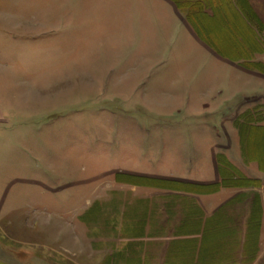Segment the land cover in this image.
Listing matches in <instances>:
<instances>
[{"label": "rangeland", "instance_id": "1", "mask_svg": "<svg viewBox=\"0 0 264 264\" xmlns=\"http://www.w3.org/2000/svg\"><path fill=\"white\" fill-rule=\"evenodd\" d=\"M149 1L0 0V264H264V131L181 156L130 102L154 104L167 44ZM236 3L264 39V0ZM231 12L202 29L214 48L264 53Z\"/></svg>", "mask_w": 264, "mask_h": 264}, {"label": "crops", "instance_id": "2", "mask_svg": "<svg viewBox=\"0 0 264 264\" xmlns=\"http://www.w3.org/2000/svg\"><path fill=\"white\" fill-rule=\"evenodd\" d=\"M149 2L152 4L151 0ZM238 5L236 0H153L147 8L154 20L145 21V26L162 29L167 44L163 49L161 69L156 71V77L150 75L149 81L143 83L144 90L147 88L145 95L154 94V104H145L140 86L131 91L130 102L150 116V126L158 127L157 134L162 141L172 138L176 142L181 156L185 142H200L202 136L207 142L220 139L216 126L228 127L233 134L234 128L247 125L251 126L250 135L253 130L264 131L263 123L254 124L245 115L248 109L245 103L249 98L253 99L256 109L264 103V76L257 70L250 71L247 65L253 57H256L253 64H263L264 53L250 48L249 54H227L214 48L219 44L202 31L203 28L211 31L206 26L208 20L214 23L221 17L231 21V11H234L249 29L252 42L263 46L264 39L255 30L258 27ZM130 22L129 18V26H134ZM234 111L239 113L233 119L227 114Z\"/></svg>", "mask_w": 264, "mask_h": 264}, {"label": "trees", "instance_id": "3", "mask_svg": "<svg viewBox=\"0 0 264 264\" xmlns=\"http://www.w3.org/2000/svg\"><path fill=\"white\" fill-rule=\"evenodd\" d=\"M234 20H235V23H234L235 24V28L239 29L240 28L239 18L238 17L237 18L235 17ZM260 28H262L261 31H263V27H260Z\"/></svg>", "mask_w": 264, "mask_h": 264}]
</instances>
